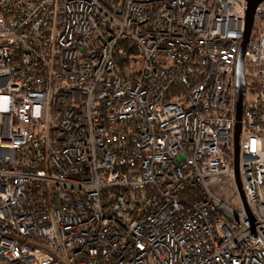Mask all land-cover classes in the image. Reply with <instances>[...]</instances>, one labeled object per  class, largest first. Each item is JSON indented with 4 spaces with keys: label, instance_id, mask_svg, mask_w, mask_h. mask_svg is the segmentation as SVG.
<instances>
[{
    "label": "built area",
    "instance_id": "built-area-1",
    "mask_svg": "<svg viewBox=\"0 0 264 264\" xmlns=\"http://www.w3.org/2000/svg\"><path fill=\"white\" fill-rule=\"evenodd\" d=\"M246 7L0 0V264H264V0L233 166Z\"/></svg>",
    "mask_w": 264,
    "mask_h": 264
},
{
    "label": "water",
    "instance_id": "water-1",
    "mask_svg": "<svg viewBox=\"0 0 264 264\" xmlns=\"http://www.w3.org/2000/svg\"><path fill=\"white\" fill-rule=\"evenodd\" d=\"M262 1L263 0H247L245 35L243 42L241 44V50L237 62V114H236V123L234 129L233 166L239 184H240V179H239L240 134L242 131V116H243V111L245 106V96H246L243 57H244L246 45L252 34L256 8Z\"/></svg>",
    "mask_w": 264,
    "mask_h": 264
},
{
    "label": "rangeland",
    "instance_id": "rangeland-1",
    "mask_svg": "<svg viewBox=\"0 0 264 264\" xmlns=\"http://www.w3.org/2000/svg\"><path fill=\"white\" fill-rule=\"evenodd\" d=\"M131 58H132V60H131V67L133 68L134 71H139L140 68H141V63H142V57H141V55L132 54L131 55Z\"/></svg>",
    "mask_w": 264,
    "mask_h": 264
},
{
    "label": "trees",
    "instance_id": "trees-1",
    "mask_svg": "<svg viewBox=\"0 0 264 264\" xmlns=\"http://www.w3.org/2000/svg\"><path fill=\"white\" fill-rule=\"evenodd\" d=\"M257 27H254V31H253V37H255L257 35Z\"/></svg>",
    "mask_w": 264,
    "mask_h": 264
}]
</instances>
